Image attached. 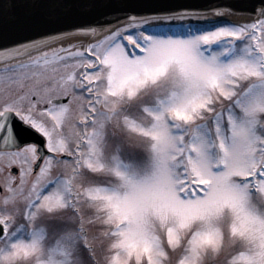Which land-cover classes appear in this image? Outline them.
<instances>
[{
  "label": "snow or ice",
  "instance_id": "snow-or-ice-1",
  "mask_svg": "<svg viewBox=\"0 0 264 264\" xmlns=\"http://www.w3.org/2000/svg\"><path fill=\"white\" fill-rule=\"evenodd\" d=\"M248 10L0 0V264H264V0Z\"/></svg>",
  "mask_w": 264,
  "mask_h": 264
},
{
  "label": "water",
  "instance_id": "water-1",
  "mask_svg": "<svg viewBox=\"0 0 264 264\" xmlns=\"http://www.w3.org/2000/svg\"><path fill=\"white\" fill-rule=\"evenodd\" d=\"M173 2L178 4L193 6L198 10H201L203 14L211 13L208 11H204L205 9L211 8L216 5H222V6H233L234 11L232 14L252 16V14L248 9L253 3H256V0H173ZM69 36H77V37L84 36L93 39L90 36H85L74 32L70 33L68 36L65 37H69ZM65 37L58 38V40ZM98 37L100 36H97L95 38Z\"/></svg>",
  "mask_w": 264,
  "mask_h": 264
},
{
  "label": "rangeland",
  "instance_id": "rangeland-1",
  "mask_svg": "<svg viewBox=\"0 0 264 264\" xmlns=\"http://www.w3.org/2000/svg\"><path fill=\"white\" fill-rule=\"evenodd\" d=\"M206 19H207L206 21L209 20V18H206ZM249 20H251V19H249ZM59 41L61 43H63L65 46L67 44H76L78 46H84V45H87L88 43L92 42V41H89L87 39H80V38L77 39V36L65 37V38L59 39ZM56 46H57L56 44L50 45V47H56ZM14 168H15V166H14Z\"/></svg>",
  "mask_w": 264,
  "mask_h": 264
}]
</instances>
